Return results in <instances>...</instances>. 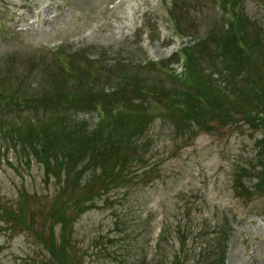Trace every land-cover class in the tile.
I'll return each mask as SVG.
<instances>
[{
	"label": "rangeland",
	"instance_id": "1",
	"mask_svg": "<svg viewBox=\"0 0 264 264\" xmlns=\"http://www.w3.org/2000/svg\"><path fill=\"white\" fill-rule=\"evenodd\" d=\"M227 15L241 24L245 54L261 60L253 76L264 78V0L0 1V264L53 261L42 211L75 198L76 179L82 188L98 179L91 156L109 135L119 144L110 155L125 156L116 167L125 177L107 180L113 185L87 211L70 216L63 259L264 264V125L254 108L264 99L249 96L243 52L230 46L231 67L216 53ZM182 49L196 88L185 84ZM211 103L231 110L205 115ZM80 130L100 137L85 144L83 161L44 146L59 134L79 148L70 135ZM62 162L73 174L67 190ZM10 208L29 210L30 222L14 229L2 214Z\"/></svg>",
	"mask_w": 264,
	"mask_h": 264
},
{
	"label": "trees",
	"instance_id": "2",
	"mask_svg": "<svg viewBox=\"0 0 264 264\" xmlns=\"http://www.w3.org/2000/svg\"><path fill=\"white\" fill-rule=\"evenodd\" d=\"M240 23H239V28L237 23L231 22L230 23V28L226 31L224 30V28L222 29L221 32V38H219V40H217L216 42V46H217V51L216 53L220 54L221 56L224 57L223 61L225 63V65L231 67L233 62H232V58L229 59V56H231V54L229 53V51H231V45L234 47L236 46V53L239 54L240 52H243L245 54V51L248 49L247 44L245 39L243 38V29L240 28ZM247 36L248 32L245 31ZM244 32V34H245ZM257 48H259V46H255ZM255 47H252L254 49H256ZM187 54V66H186V81L185 84L188 83V86H190L191 88H196L198 86H200V80L199 77L196 75V73L194 72V68L191 66V61L189 59V55L188 52H186ZM245 58L248 57V62L244 63L245 66V72L246 75L251 76L253 83H251L250 85H248V93L249 96L251 97L252 100H258L260 98H262V100L264 99V87H262L261 83H264V78L261 76H253V72L255 73H259V68L258 65L260 64L261 60L260 58H258V60L256 59V55L253 54V52H251V50L249 51V55L245 54ZM236 57V56H235ZM251 57V58H250ZM243 57V61H246ZM248 66V67H247ZM193 69V72H192ZM251 73V74H250ZM221 74V72H220ZM184 78V79H185ZM248 80H250V78L248 77ZM184 81V80H183ZM210 87V85H209ZM208 90V89H207ZM209 91V90H208ZM221 90H219L220 92ZM212 103L210 105H206L203 106V111L205 112V115H208L209 113H217V114H228V112L231 110V107L229 106L230 109L228 110H221V107H212ZM255 110L257 111L256 114L258 115V123L263 124L264 125V102H262L261 106H256L254 107ZM242 111L244 112L243 114H245V118H247L248 121L251 122H256L255 119L254 121L249 120V117L251 115H254L253 112H251L250 110H248V108L246 109H242ZM228 116V115H227ZM204 119L206 118L205 116L203 117ZM203 121V119H202ZM201 121V122H202ZM4 128L6 126H3ZM264 127V126H263ZM0 128H2L0 126ZM12 130V129H11ZM50 130H48L47 128V132H49ZM64 131V128H63ZM18 133L19 135V130H16L15 133ZM65 132V131H64ZM76 132V131H74ZM81 130L79 131V137H76V134H71L70 135V139L73 141V139L75 140V143L77 141V144L80 145V147H76L74 145H68L69 139L68 141L66 140L65 137H63L62 135H55V139L57 140L56 143L55 142H46L45 137L44 139H42L44 141V146L47 147L48 149H56L57 154H54L56 156L58 155H64L66 154L67 156V161H71L74 160L72 159L73 157L75 159H81L80 155L83 153V149L85 148V144L87 142L93 141L92 139H94V141H100V137L97 135H93V134H84L83 132L81 133ZM66 134V133H65ZM85 136V137H83ZM21 137V136H20ZM106 138V139H105ZM114 136H107L104 137L103 139L105 140H101V147L100 149H93V153L98 152L97 154H93L91 156L92 159V163H94L98 168H101V174H99L98 179L101 178L104 181L101 182L99 185L97 184L99 181L96 178H93L92 181L89 183V185H87V188H82V185H80L79 187V179H76L75 182L73 184H75L76 186L74 187L75 189H77V187L79 188L77 191V195L75 198H69L68 200H66L64 203H66V206L64 208L59 209L58 207H44L45 210L43 209L42 211V215H43V229L44 232H42L40 235H43L46 233V230H49V234L50 236L48 237V239H50L51 241V245L47 246V251L53 256L52 258V262L48 261L47 259L44 258L43 262L40 263V261H35L32 264H67L68 260L71 264L74 263L73 261V256L71 257H66L63 259V255L61 254V252H64L66 254V251L68 250V246H67V238L70 234V230L73 229L74 225H70L68 223V220L70 218V216L74 215V217L76 218L77 216L81 215L82 213H84L85 211H87L89 209V203H92L93 200L95 199V197L99 196L101 194V190L104 192L105 190H107L109 188L110 185H113V182L108 184L107 180H115L114 182H119L120 180H122V178L125 177V171L122 170V172H116V167L117 164H120L125 160V156L122 155V151L119 152L120 156H122V159H120L119 157L117 158V160H114V157L111 156L110 154L116 152L118 146L114 143ZM70 143V142H69ZM70 146V151H67L66 148H68ZM65 157V156H64ZM119 159V160H118ZM264 160V158H263ZM68 161V162H69ZM81 161H83L81 159ZM85 162V161H84ZM119 162V163H118ZM68 165H70V163H65V167L63 162L60 163V169H62V171L65 172L66 170V175H67V183L64 187L65 190H67L68 188L72 187L71 184L72 182H68V179H72L73 178V174L71 172L68 171ZM72 166V165H71ZM111 166V167H108ZM261 168H264V161L261 165ZM77 167V166H76ZM73 168V167H72ZM112 168V169H111ZM111 169V170H110ZM80 176V174H79ZM260 181L257 187V190H260V192L264 193V172L261 173L260 175ZM61 186V183H60ZM82 188V189H81ZM89 188V189H88ZM88 189V190H87ZM84 190L88 191L85 192ZM85 195V196H84ZM77 199V202H75ZM75 204L74 208H72V204ZM91 206V205H90ZM30 211H26V209H24L23 211H19L18 209H13L10 208L9 210H4L2 211V214L5 218L10 219L11 220V226H13V228H17L19 226V224L24 227L26 226L29 222L27 221V214H29ZM31 222H36L35 220L31 221ZM60 223V224H59ZM57 225H62V239L57 242V237L55 235V233L53 232L54 228ZM54 234V236H53ZM46 237V235H44ZM39 239H41L39 237ZM47 242V241H46ZM45 242V243H46ZM53 245V246H52ZM217 253H219L220 251L223 253V255L225 256L226 254V250L225 249H221L220 247L216 248ZM71 258V259H68ZM176 258V257H175ZM174 264H179V261H177L176 259ZM72 260V261H71ZM213 261L208 262L207 264H225V260L224 258L221 260L219 259L217 263ZM77 262V257L75 260V263ZM74 263V264H75Z\"/></svg>",
	"mask_w": 264,
	"mask_h": 264
}]
</instances>
